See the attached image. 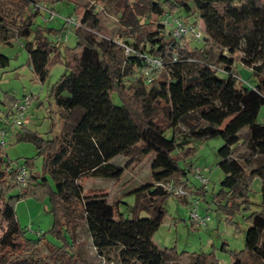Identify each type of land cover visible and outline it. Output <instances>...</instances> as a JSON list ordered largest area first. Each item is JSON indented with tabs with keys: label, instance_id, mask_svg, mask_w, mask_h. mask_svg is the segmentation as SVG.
Masks as SVG:
<instances>
[{
	"label": "trees",
	"instance_id": "obj_1",
	"mask_svg": "<svg viewBox=\"0 0 264 264\" xmlns=\"http://www.w3.org/2000/svg\"><path fill=\"white\" fill-rule=\"evenodd\" d=\"M39 1L0 0V23L26 39L28 63L40 82L51 65L64 64L67 71L50 88L63 125L59 135L53 133L54 120L45 136L23 124L13 134L15 142L33 143L35 156L42 161L40 173L32 171V157L11 166L0 151V217L7 222L0 236V264H85L74 248L72 224L64 219L72 199L81 203L98 253L118 245L122 258L138 264H167L165 254L185 255L173 247L159 248L152 240L166 214L164 202L172 195L158 183L187 184L194 167L188 161L196 150L192 143L217 137L228 118L216 151L223 176L212 199L230 221L241 209H249L252 180L262 181L259 208L246 216L244 247L231 252L229 264H264V120H258L264 108V0H100L117 15L121 40L108 38L94 5L64 0L74 4L76 14L79 8L83 12L73 27L74 45L63 48L48 37L53 28L34 26L38 13L32 5ZM177 11L197 14L202 20L199 39H176L167 32L162 18ZM189 41L201 44L189 47ZM120 42L134 53L125 55ZM143 54L165 61L161 69L150 72L151 79L133 77L136 68L147 65ZM237 60L251 69L253 83L238 77ZM6 63L7 57L0 53V65ZM8 126L9 122L1 129ZM116 157L127 161L121 165ZM146 158H150V180L139 184L129 180L120 194L132 195L130 204L118 196L108 197L100 188L83 189L85 176L117 181L128 164ZM19 166L29 171L24 186L15 178ZM16 186L19 192L6 197ZM203 188L195 193L205 199ZM29 195L49 197L50 232L59 244L25 236L14 204ZM177 199L188 204L185 198ZM183 264H217V258L212 251L200 252Z\"/></svg>",
	"mask_w": 264,
	"mask_h": 264
},
{
	"label": "rangeland",
	"instance_id": "obj_2",
	"mask_svg": "<svg viewBox=\"0 0 264 264\" xmlns=\"http://www.w3.org/2000/svg\"><path fill=\"white\" fill-rule=\"evenodd\" d=\"M38 1V0H37ZM41 2H44L40 0ZM39 1V2H40ZM77 3L87 7L94 5L96 12L105 26L106 34L111 40H121L119 37V27L117 23V15L109 9L102 6L100 0H75ZM53 5L55 13L58 17L51 20H43L41 16H36L34 26H45L54 29L48 34L50 40L63 48L64 46H73L76 40L73 25L64 23L61 17L74 16L77 20L83 8H79V13L74 12V4L71 1L54 0L50 2ZM171 14V13H170ZM173 15L181 16L188 23L197 22L203 27V22L198 18L197 14L186 16V13L177 11ZM189 39V37H186ZM28 39H31L28 38ZM26 39L17 38L15 31L0 23V53L7 57V63L0 65V129L7 126L8 120L11 117V112L6 116L8 110L13 106L8 103L20 100L23 95L28 94L29 104L24 114L23 127L32 131H38L44 135L48 129L51 120H54L55 128L53 133L59 135L63 125V120L56 113L57 107L54 104V99L50 95V88L57 82L59 77L67 70L63 63L58 62L51 65L48 69L47 77L43 82H40L33 74L28 63L27 51L24 47ZM201 42L189 41V47ZM236 57L242 56L241 51H236ZM235 63V70L238 77L242 80H247L250 84L253 83L250 78L251 69L241 64L239 61ZM112 99L115 103H119L118 98L113 95ZM230 118L226 119L224 124ZM258 120H264V108L260 110ZM219 129V134L215 138L207 139L201 142H193L192 146L196 148L195 153L188 159L193 162V171L187 174V191L190 199L197 197L198 211L202 216H206L205 225L191 224L188 219V204H182L177 196L170 195L164 202L166 214L162 224L154 232L152 240L159 248L173 247L176 252H185V255L174 257L170 254L164 255V260L167 264H183L194 259L195 253L214 252L217 258V264H229L233 251H238L244 247V235L247 228L246 216L259 208L261 202L260 186L262 181L254 178L251 182L248 199L250 201L249 209H241L229 220V217L222 209H218L213 195L219 189V181L223 174L217 167L218 155L217 149L222 145L223 126ZM182 128L184 126L180 124ZM21 127L15 128L17 132ZM21 130V129H20ZM13 134L15 135V133ZM10 135L5 138V143L0 146L2 154H6L7 161L10 160L11 166L22 164L27 157H32V171L35 173L41 172V158L35 156V147L33 143L21 141L15 142V136ZM115 161L124 165L127 161L124 158L116 157ZM150 158H146L139 164H128L122 177L117 181H105L98 178L85 176L82 179L83 189L100 188L106 192L108 197L118 196L124 203L130 204L133 197L130 194L120 195L128 186L129 180L139 184L150 180L149 175ZM181 165L183 163L181 162ZM199 170L207 181L203 185L206 191L205 199L198 195L196 189L202 186L198 180L194 178V173ZM48 182L53 186L52 179L47 174ZM20 190L16 186L10 190L6 197L10 194H16ZM120 195V196H119ZM185 198V199H186ZM186 199V200H188ZM189 202V201H188ZM120 204V209L123 210L125 205ZM3 204V199H0V206ZM15 216L19 225L24 228L25 236L36 239L42 238L51 243L59 244L60 241L50 232L52 224V215L50 212V202L48 196L37 198L29 195L25 198H20L14 204ZM66 222H70L73 227V244L78 253L79 258L85 264H138L131 258H122L118 251L119 246H112L98 253L93 247L91 238L86 229L85 216L79 200L72 199L67 206V211L64 213ZM7 222L3 217H0V236L6 229ZM223 243H226L225 250L221 249ZM41 249L44 253L47 252L45 242H41Z\"/></svg>",
	"mask_w": 264,
	"mask_h": 264
},
{
	"label": "built area",
	"instance_id": "obj_3",
	"mask_svg": "<svg viewBox=\"0 0 264 264\" xmlns=\"http://www.w3.org/2000/svg\"><path fill=\"white\" fill-rule=\"evenodd\" d=\"M32 9L37 11V16H41L43 20H51L55 17H58V15L55 13V10L53 8V5L50 2H35L32 5ZM61 20L63 23H68L70 25L76 26L78 25V20L74 16H66L61 17ZM162 22L164 23L167 32L174 38L179 39L184 36H191L194 39H199L203 32V27L200 24L193 25L188 22H184L181 18L170 14L165 13ZM121 43V42H120ZM123 51L125 55L133 54L134 50L125 44H122ZM143 57L145 58L146 66H142L140 68L135 69V73L133 77H136L137 75H141L144 78H150L151 71L152 70H159L161 69L165 61L160 56H147L146 54H143ZM172 60H175V57H172ZM151 79V78H150ZM149 79V80H150ZM29 95H25L20 100H17V102L13 105L11 108V117L9 118V128L8 129H0V146H3L5 143V138H8L10 135L13 134L15 128L20 127L23 123L24 114L26 112L27 106L29 104ZM18 184L20 186H24L26 184L27 179L29 178V171L23 167H18V173L15 177ZM194 178L198 180V182L203 186L206 184L207 179L201 175L199 170H196L194 173ZM161 185L164 189H166L168 192H170L172 195L180 197V198H186L189 194L187 191V184L186 182H179V183H172L171 181L167 182H161L158 183ZM188 199V198H186ZM188 219L191 224L195 225H205V221L207 219L206 216H202L199 214L198 211V198L192 197L188 199Z\"/></svg>",
	"mask_w": 264,
	"mask_h": 264
}]
</instances>
